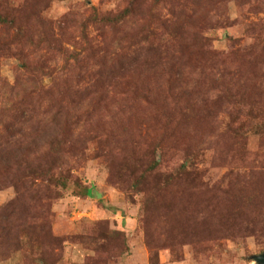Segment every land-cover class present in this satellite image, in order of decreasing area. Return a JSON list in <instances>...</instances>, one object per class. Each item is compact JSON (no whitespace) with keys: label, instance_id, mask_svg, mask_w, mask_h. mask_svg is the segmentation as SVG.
Segmentation results:
<instances>
[{"label":"rangeland","instance_id":"1","mask_svg":"<svg viewBox=\"0 0 264 264\" xmlns=\"http://www.w3.org/2000/svg\"><path fill=\"white\" fill-rule=\"evenodd\" d=\"M3 2L0 264H256L264 0Z\"/></svg>","mask_w":264,"mask_h":264},{"label":"trees","instance_id":"2","mask_svg":"<svg viewBox=\"0 0 264 264\" xmlns=\"http://www.w3.org/2000/svg\"><path fill=\"white\" fill-rule=\"evenodd\" d=\"M0 5H2L3 7H2V9L4 8L5 10H8V11H13L14 12V8H12L7 2H3L2 4H0ZM13 18H9V19H6L5 18V13H1L0 12V24H2V23H11V22H13ZM102 21L103 22H106V21H112L110 18H105V19H102ZM23 31L21 30H19V33L18 34H21ZM21 38H23V35L21 34ZM1 49V48H0ZM31 95H32V93L33 92H29ZM57 114H59V115H57ZM61 114H63L61 111L59 112V111H56L55 112V115H54V119L53 120H51V122H53L54 123V125H55V130H54V133H55V137H57V136H59L61 133H63V130H65L66 128H63L62 127V122L60 121V120H57V121H55L56 119H57V116H59V119L62 117L61 116ZM75 123V121H73L72 123H69V127L70 126H72L73 124ZM65 125V124H64ZM67 133H68V131H70V129L67 127ZM173 138H174V141H176V138L173 136ZM55 144H57V143H55ZM59 185H61V187L62 188H64L65 187V184H64V182H61ZM48 237H49V239L50 240H54L52 237H50V235H48Z\"/></svg>","mask_w":264,"mask_h":264},{"label":"water","instance_id":"3","mask_svg":"<svg viewBox=\"0 0 264 264\" xmlns=\"http://www.w3.org/2000/svg\"><path fill=\"white\" fill-rule=\"evenodd\" d=\"M256 264H264V252L252 257Z\"/></svg>","mask_w":264,"mask_h":264}]
</instances>
